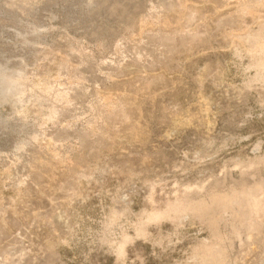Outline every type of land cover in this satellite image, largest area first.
I'll return each mask as SVG.
<instances>
[{"label": "rangeland", "instance_id": "1", "mask_svg": "<svg viewBox=\"0 0 264 264\" xmlns=\"http://www.w3.org/2000/svg\"><path fill=\"white\" fill-rule=\"evenodd\" d=\"M263 192L264 0H0V264H264Z\"/></svg>", "mask_w": 264, "mask_h": 264}, {"label": "bare ground", "instance_id": "2", "mask_svg": "<svg viewBox=\"0 0 264 264\" xmlns=\"http://www.w3.org/2000/svg\"><path fill=\"white\" fill-rule=\"evenodd\" d=\"M254 203L256 205L255 204H253V205H255V206L258 205L257 207H259V206H260V208H263L264 207V192L260 196H258V198L255 199ZM252 212L253 213H256L253 208H252Z\"/></svg>", "mask_w": 264, "mask_h": 264}]
</instances>
